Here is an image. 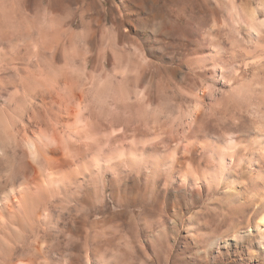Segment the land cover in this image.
I'll use <instances>...</instances> for the list:
<instances>
[{"label":"bare ground","instance_id":"1","mask_svg":"<svg viewBox=\"0 0 264 264\" xmlns=\"http://www.w3.org/2000/svg\"><path fill=\"white\" fill-rule=\"evenodd\" d=\"M38 16L44 31L0 33V264H48L42 256L62 255L68 243L81 241L89 246L70 252L63 264H101L103 254L120 249L124 226L136 234L155 216L144 201L207 197L222 174L199 171L186 154L199 107L185 117L161 108L160 95L141 86L117 54L122 36L108 47L109 39L90 33L83 42L76 32L71 44L56 39L73 31L71 20L54 28L46 10ZM107 53L111 72L104 68ZM141 78L149 84L150 77ZM263 127L255 149L234 143L231 154L263 155ZM248 190L264 209V190ZM135 207L143 210L139 216ZM263 221L264 212L254 230L260 232Z\"/></svg>","mask_w":264,"mask_h":264},{"label":"rangeland","instance_id":"2","mask_svg":"<svg viewBox=\"0 0 264 264\" xmlns=\"http://www.w3.org/2000/svg\"><path fill=\"white\" fill-rule=\"evenodd\" d=\"M263 7L264 0H0V33L4 30L15 36L44 31L38 15L46 10L54 28L65 27V19L72 21L73 31L56 36L67 43L77 44L76 32L83 42L90 33L97 40L109 39L108 47L122 36L117 54L139 76L141 86L160 95L156 103L160 99L161 108L182 117L195 105L200 109L193 134L186 135L192 142L186 154L199 171L222 174L218 188L212 186L209 196L196 200L178 202L170 195L162 204L144 201L155 216L145 226L140 223L136 234L124 226L118 238L120 249L103 254L101 264H252L260 258L258 264H264V236L260 234L264 225L260 232L254 230L264 209L256 203L258 194L250 195L248 190H264V168L258 166L260 159L264 165V153L257 156L241 150L231 154L239 142L251 143L255 149L262 137ZM91 62L89 57L90 69ZM104 62L105 71L111 72L110 53ZM117 73L120 79L121 72ZM142 74L150 77L148 85ZM239 194L250 197L245 201ZM142 212L132 209L135 216ZM82 246L89 243H68L62 255L41 259L63 264L70 252ZM2 256L0 248V261Z\"/></svg>","mask_w":264,"mask_h":264}]
</instances>
